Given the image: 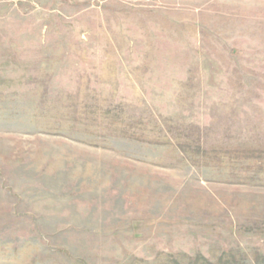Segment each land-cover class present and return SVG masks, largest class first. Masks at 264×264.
Returning <instances> with one entry per match:
<instances>
[{
	"label": "rangeland",
	"instance_id": "374dc122",
	"mask_svg": "<svg viewBox=\"0 0 264 264\" xmlns=\"http://www.w3.org/2000/svg\"><path fill=\"white\" fill-rule=\"evenodd\" d=\"M264 264V0H0V264Z\"/></svg>",
	"mask_w": 264,
	"mask_h": 264
},
{
	"label": "trees",
	"instance_id": "16d2710c",
	"mask_svg": "<svg viewBox=\"0 0 264 264\" xmlns=\"http://www.w3.org/2000/svg\"><path fill=\"white\" fill-rule=\"evenodd\" d=\"M226 264H231V263H226ZM234 264V263H233Z\"/></svg>",
	"mask_w": 264,
	"mask_h": 264
}]
</instances>
